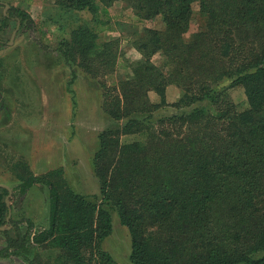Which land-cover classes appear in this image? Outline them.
I'll list each match as a JSON object with an SVG mask.
<instances>
[{
	"label": "trees",
	"instance_id": "obj_1",
	"mask_svg": "<svg viewBox=\"0 0 264 264\" xmlns=\"http://www.w3.org/2000/svg\"><path fill=\"white\" fill-rule=\"evenodd\" d=\"M116 1L138 21L160 17L164 27L143 28L131 40L143 62L130 65V74L112 86L99 83L103 112L122 122L97 136L90 166L99 193H76L60 170L18 176L19 197L36 184L48 191V225L31 236L30 222L23 232L9 217V192L0 187L5 256H25L35 245L57 249L58 264H118L99 245L116 214L132 264H264V0H61L93 21L72 29L55 50L71 71L69 86L77 67L97 78L118 64L119 40L97 34L112 30L108 7ZM195 2L204 25L186 41ZM11 21L32 24L26 12L8 7L3 27ZM156 53L165 72L151 62ZM171 84L182 94L167 104ZM234 88L246 98L243 111L231 99ZM167 107L174 112L155 116ZM127 136L136 138L122 142Z\"/></svg>",
	"mask_w": 264,
	"mask_h": 264
},
{
	"label": "rangeland",
	"instance_id": "obj_2",
	"mask_svg": "<svg viewBox=\"0 0 264 264\" xmlns=\"http://www.w3.org/2000/svg\"><path fill=\"white\" fill-rule=\"evenodd\" d=\"M92 1L100 6L98 0ZM6 5L26 12L32 24L26 27L11 21L3 27ZM191 10L189 29L183 35L186 41L204 25L197 2L191 5ZM108 13L112 30L97 34L101 40H119L118 64L116 62L112 74L97 78L77 67V77L69 86L71 71L55 50L61 39L70 38L72 29L90 26L92 15L85 10L68 9L61 0H0V186L10 190L5 198L10 208L9 217L21 221L19 227L23 232L30 222L31 236L48 225V191L45 186L36 184L19 197L18 176H41L60 170L76 193H99L90 166V159L98 148L97 136L111 125L122 124L114 123L103 112L99 83L112 86L130 74L131 66L143 62L131 40L142 33L143 28L162 30L164 27L160 17L138 21L124 2H114L108 7ZM151 62L166 71L161 53L153 55ZM228 83L224 80L221 86ZM181 94L178 87L169 85L165 91L167 104L177 102ZM230 96L238 111L247 108L242 89L230 90ZM148 97L151 103L159 102L154 92H149ZM173 112L171 107L161 108L155 116ZM135 138L127 136L121 141L128 143ZM5 245L0 233V264H28L27 259L36 264H58L55 261L57 249L32 245L24 251L25 256H5ZM99 245L118 264H132L128 231L116 214L112 215L110 235ZM262 254L264 252L259 255Z\"/></svg>",
	"mask_w": 264,
	"mask_h": 264
},
{
	"label": "water",
	"instance_id": "obj_3",
	"mask_svg": "<svg viewBox=\"0 0 264 264\" xmlns=\"http://www.w3.org/2000/svg\"><path fill=\"white\" fill-rule=\"evenodd\" d=\"M7 8H8V6L6 5V6H5L4 13H5V11H6ZM0 187H4V188H6V189L8 190V192H9V194H10V190H9V188H8L7 186L1 185ZM5 202H6V201H5ZM6 204H7V202H6Z\"/></svg>",
	"mask_w": 264,
	"mask_h": 264
}]
</instances>
